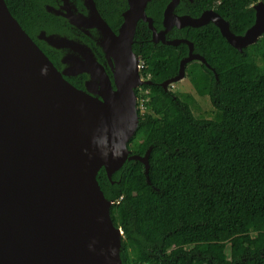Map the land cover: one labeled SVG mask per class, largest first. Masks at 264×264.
Here are the masks:
<instances>
[{
  "label": "water",
  "instance_id": "water-1",
  "mask_svg": "<svg viewBox=\"0 0 264 264\" xmlns=\"http://www.w3.org/2000/svg\"><path fill=\"white\" fill-rule=\"evenodd\" d=\"M48 1L46 11L70 25L37 36L56 53L59 65L0 0V264H124V230L113 222L115 201L105 196L99 176L105 171L112 180L127 162L136 161L144 165L151 185L149 158L155 145L144 156L129 149L140 124L136 90L152 84L141 76L143 60L132 51L150 0L131 1L120 35L95 0H77L87 14L70 0L56 7V0ZM178 3L173 0L166 8L161 32L150 22L154 43L189 47L178 74L162 84L166 91L187 78L192 63L206 65L219 81L194 43L167 37L174 28L213 24L240 53L264 37V1L253 5L255 22L243 35L213 10L198 18L178 16ZM88 40L109 61L114 80ZM83 73L90 76L86 91L68 80Z\"/></svg>",
  "mask_w": 264,
  "mask_h": 264
},
{
  "label": "trees",
  "instance_id": "trees-1",
  "mask_svg": "<svg viewBox=\"0 0 264 264\" xmlns=\"http://www.w3.org/2000/svg\"><path fill=\"white\" fill-rule=\"evenodd\" d=\"M259 1L264 0H222L216 10L243 35L255 22L253 5ZM47 2L6 0L59 65L56 53L37 36L70 25L48 13ZM186 32L218 75L217 82L206 65L187 66V79L200 98L210 99L212 110L204 112L162 87L178 74L187 45L149 44L141 76L152 84L136 90L138 105L142 101L147 111L138 110L140 124L129 149L144 156L155 145L151 185L136 161L112 180L105 171L99 176L105 196L115 201L113 222L124 230L123 263L264 264V37L240 53L213 24Z\"/></svg>",
  "mask_w": 264,
  "mask_h": 264
},
{
  "label": "flooded vegetation",
  "instance_id": "flooded-vegetation-1",
  "mask_svg": "<svg viewBox=\"0 0 264 264\" xmlns=\"http://www.w3.org/2000/svg\"><path fill=\"white\" fill-rule=\"evenodd\" d=\"M46 1V0H45ZM57 2H53V5L56 7L60 3H63V0H56ZM131 1H140L142 0H101L95 1L97 8L102 15V17L106 20L109 24L110 28L114 32L115 35H120V31L126 21V15L132 9V2ZM173 0H150L146 3L145 13L147 16V20L140 19L137 23L135 34L133 37V45L132 51L135 55V58H142L143 55L147 52L145 47L149 48V44L159 45L160 43L153 42V35L154 30L150 27V22H152L153 27L157 32H161L163 30V22L165 19V11L168 5ZM222 0H179V3L176 7V14L178 16H190L193 18L200 17L204 12L213 10L217 12L216 8L220 4ZM50 3L48 1L46 6ZM75 10H78L80 14H87L88 9L85 5L80 4V1L77 0H70ZM208 5H212V8L207 9ZM218 13V12H217ZM150 20V21H149ZM190 27L178 29L174 28L172 32L167 36L170 39H187L185 35L188 33H184ZM84 39V38H83ZM191 41V40H189ZM89 47L95 54V59H97L105 68L108 75L113 79V72L112 67L109 64V61L106 57L100 52L96 46L93 45V41H89ZM192 42V41H191ZM193 43V42H192ZM164 45V44H162ZM195 45V44H194ZM188 47V46H187ZM196 50V48H195ZM198 53V52H197ZM188 54H189V47H188ZM187 54V56H188ZM200 54V53H199ZM202 55V54H201ZM186 56V57H187ZM203 56V55H202ZM184 57V58H186ZM183 58V59H184ZM144 67V66H143ZM143 70V68H142ZM141 70V72H142ZM73 85L80 90L86 91L87 82L90 79L88 74H81L77 77L72 78ZM142 87V86H141ZM160 261L163 262L164 258L162 255L158 256Z\"/></svg>",
  "mask_w": 264,
  "mask_h": 264
},
{
  "label": "rangeland",
  "instance_id": "rangeland-1",
  "mask_svg": "<svg viewBox=\"0 0 264 264\" xmlns=\"http://www.w3.org/2000/svg\"><path fill=\"white\" fill-rule=\"evenodd\" d=\"M169 88L173 92L181 94L180 96L182 97L183 101L192 105H198L204 112H209L212 110L210 99L200 98L196 94L187 78L170 85ZM137 110H141L142 113L147 111V109H145V107L142 105V101H140V105L137 104ZM227 252H229V250Z\"/></svg>",
  "mask_w": 264,
  "mask_h": 264
},
{
  "label": "built area",
  "instance_id": "built-area-1",
  "mask_svg": "<svg viewBox=\"0 0 264 264\" xmlns=\"http://www.w3.org/2000/svg\"><path fill=\"white\" fill-rule=\"evenodd\" d=\"M142 105H143V103H142ZM145 264H148V263H145Z\"/></svg>",
  "mask_w": 264,
  "mask_h": 264
}]
</instances>
